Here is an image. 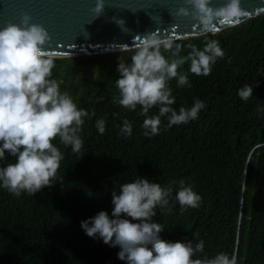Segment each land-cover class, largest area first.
<instances>
[{"label":"trees","instance_id":"1","mask_svg":"<svg viewBox=\"0 0 264 264\" xmlns=\"http://www.w3.org/2000/svg\"><path fill=\"white\" fill-rule=\"evenodd\" d=\"M212 40L224 55L207 76L190 72L186 61L178 71L187 73L190 86L169 81L176 97L172 107H188L199 98L205 108L197 119L170 128L161 117V130L152 136L141 127L139 105L127 110L113 102L117 65L130 63L137 48L47 56L54 59L52 73L61 90L95 115L85 120L78 153L54 140L64 158L50 186L20 195L0 188V264H126L117 258L118 246L89 237L80 222L100 210L111 214L112 191L137 175L173 190L169 205L153 217L165 227L162 239L193 245L202 239L204 251L196 256L235 252L238 264H264V112L258 111L264 106V13L216 34L159 44L165 56L176 59ZM246 84L254 90L243 100L238 89ZM157 112L154 106L149 114ZM97 118L106 121L103 134ZM124 119L132 122L130 136L120 133ZM14 160L6 152L0 166ZM180 180L201 195L198 207L175 201Z\"/></svg>","mask_w":264,"mask_h":264},{"label":"clouds","instance_id":"2","mask_svg":"<svg viewBox=\"0 0 264 264\" xmlns=\"http://www.w3.org/2000/svg\"><path fill=\"white\" fill-rule=\"evenodd\" d=\"M196 4L201 11L207 10V0H196ZM99 9L100 4L96 10ZM216 14L225 20L241 16L239 0H228ZM46 36L45 29L29 24L28 18L21 24L10 23L0 28V161L6 159V152L15 157L0 166V188L14 195L34 194L50 186L64 158L54 140L58 137L60 143L78 153L84 144L81 133L85 120L95 115L79 107L67 90H61V82L52 73L54 59L42 53ZM164 47L170 48L171 44ZM223 55L220 43L212 40L203 48L193 47L187 56L170 59L161 52L156 39H146L131 55L130 63L117 65L118 92L113 102L127 110L140 106L144 116L141 127L146 136L160 132L161 117L166 118L169 128L188 123L198 118L205 102L195 98L190 106L177 110L172 107L176 97L169 81L175 78L178 86L189 85L187 73L178 71L186 61H190V72L207 76ZM253 90V86L246 84L238 89V96L247 100ZM154 106L158 112L149 114ZM258 111L264 112V106ZM95 126L103 134L105 119L97 118ZM132 131V122L124 119L120 133L130 136ZM179 184L175 201L182 208L198 207L201 195L184 180ZM172 197L170 186L137 175L121 183L118 191H112L111 214L100 210L82 220L80 226L89 237H99L110 247L118 246L117 258L126 264H238L235 252L196 256L195 253L204 251L202 239L193 245L191 241L161 238L165 227L153 217L158 208L169 205Z\"/></svg>","mask_w":264,"mask_h":264},{"label":"water","instance_id":"3","mask_svg":"<svg viewBox=\"0 0 264 264\" xmlns=\"http://www.w3.org/2000/svg\"><path fill=\"white\" fill-rule=\"evenodd\" d=\"M228 0H0V28L7 24L42 26L45 56H77L138 48L219 31L264 13V0H239L242 15H217ZM100 4L99 11L96 10Z\"/></svg>","mask_w":264,"mask_h":264},{"label":"rangeland","instance_id":"4","mask_svg":"<svg viewBox=\"0 0 264 264\" xmlns=\"http://www.w3.org/2000/svg\"><path fill=\"white\" fill-rule=\"evenodd\" d=\"M96 72H94V74H95ZM92 75V74H91Z\"/></svg>","mask_w":264,"mask_h":264}]
</instances>
